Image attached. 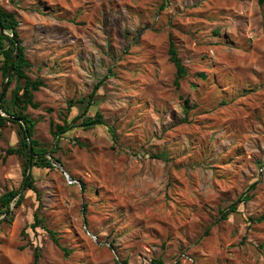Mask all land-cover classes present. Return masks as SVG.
Masks as SVG:
<instances>
[{"label":"rangeland","instance_id":"rangeland-1","mask_svg":"<svg viewBox=\"0 0 264 264\" xmlns=\"http://www.w3.org/2000/svg\"><path fill=\"white\" fill-rule=\"evenodd\" d=\"M0 5L19 21L27 75L44 83L34 92L38 107L26 110L32 138L62 162L47 152L52 167L33 169L40 200L28 190L10 205V222L0 213V264H31L35 246L40 264H264V220L251 219L264 214V4ZM169 37L187 69L178 89ZM99 80L88 113L99 110L115 139L105 125L75 126L55 145L51 123L69 121L81 105L68 111V101L87 97ZM21 83L9 84V102ZM180 94L191 106L186 116ZM18 131L10 122L0 128V194L22 181L23 158L6 153ZM252 182L251 199L220 219ZM35 210L59 246L46 228L29 226Z\"/></svg>","mask_w":264,"mask_h":264},{"label":"trees","instance_id":"trees-1","mask_svg":"<svg viewBox=\"0 0 264 264\" xmlns=\"http://www.w3.org/2000/svg\"><path fill=\"white\" fill-rule=\"evenodd\" d=\"M259 5L264 4V0H257ZM0 25L3 27L6 34L0 32V74L2 78H5L6 72L9 66V62L12 58L13 52L15 50V41L10 36L12 34L17 40L19 47L17 57L13 66L12 73L10 75L9 84L14 80L22 81L21 85L18 86L13 98V102H9L6 99V93L1 101V111L4 113L0 115V128L5 126L7 122L14 123L19 127V139L16 146H10L6 149L7 154H17L23 158L22 163V181L18 188L9 189L0 194V213L5 214L9 209L10 205L13 203L14 207H18L23 198L25 197V192L30 190L33 191L37 196L38 200L39 193L35 188V178L33 175L34 168H50L52 167V163L49 158L45 156L48 152L50 157L58 163H62L61 160L53 155L52 150H47L46 148L39 146V142L37 139L32 138L34 132L35 121L32 120L28 113H26L27 108L30 106L32 108L38 107L37 102L34 101V92L39 90L41 86L44 85L43 81L40 78L31 79L26 71L29 68L30 64L26 58L25 49L22 45L21 38L18 34V25L19 21L16 18L15 14L11 11H7L0 5ZM168 59L173 64L175 68V75L173 78V84L176 89L180 86V81L187 74V69L184 66L182 60L178 56L177 49L175 47V43L171 37H169L168 49H167ZM202 77L204 75L200 74ZM103 80H99L92 88L91 92L87 95V97H81L78 99H71L67 103V110L69 111L74 106H80L81 110L77 112L69 121L67 117L64 118L63 123H51V133L55 140V145L58 140L72 127L82 126V127H90L93 125H105L107 126L108 131L111 133V136L115 139V129L113 126L107 125L104 121L103 115L99 110H96L93 114H89V107L94 102V97L96 95L97 89L102 84ZM179 97L182 99V110L184 112V116L191 109V106L188 103V98L183 97L181 94ZM17 118L22 119L25 124V128L30 136V143L32 145L33 157L31 160V168L28 172V163H29V148H28V140L25 133V129L21 122L17 120ZM78 120H80L78 122ZM69 174V173H68ZM70 175V174H69ZM74 178L72 175H70ZM77 179V178H75ZM78 180V179H77ZM79 181V180H78ZM256 182H252L246 189V191L241 194L237 199L232 201L230 204L226 206V208L220 210V219H226L231 212H236L237 205L241 202L245 203L249 199H251L253 194H249L250 190L255 188ZM79 186L81 187V183L79 182ZM23 188V189H22ZM22 189V191H21ZM12 219V212L10 211L5 215L4 220ZM256 221H263L264 214L260 215L257 218H251ZM29 226L33 229L37 227H44L47 229L48 233L54 244L59 246V241L55 236V232L48 229L44 225V219L39 215L38 211L35 210L33 212V222L29 224ZM24 231H22L23 233ZM209 232V228L205 230L207 234ZM64 254H68L69 250L62 247ZM40 250L38 246H35L32 252V262L31 264H40ZM122 264H126V260H122ZM152 264H163V261L158 259H153Z\"/></svg>","mask_w":264,"mask_h":264},{"label":"water","instance_id":"water-1","mask_svg":"<svg viewBox=\"0 0 264 264\" xmlns=\"http://www.w3.org/2000/svg\"><path fill=\"white\" fill-rule=\"evenodd\" d=\"M0 32H2L3 34H6V32L4 31V29H3V27H2L1 25H0ZM10 36H11V37L14 39V41H15V50H14L13 55H12V58H11V60H10V62H9V66H8V69H7V72H6L5 80H4V82H3L2 89H1V92H0V112H1V101H2V98H3V96L5 95V93H6L7 89H8L10 75H11L12 70H13V66H14V63H15V60H16V57H17L18 47H19V44H18L17 40L15 39V37H14L12 34H10ZM0 115H3V114L0 113ZM17 120H18L19 122L22 123V125H23V127H24V129H25V133H26V136H27V140H28V148H29V156H28V158H29L28 172H29V170H30V168H31V160H32V156H33L32 145H31V143H30V136H29L28 131H27L26 128H25V124H24V122L22 121V119L17 118ZM60 168L62 169V166H60ZM62 170H63V169H62ZM22 189H23V188H22ZM22 189H21V191H22ZM10 211H11V209H10V207H9V209H8L7 212L4 214V216H5L6 214H8Z\"/></svg>","mask_w":264,"mask_h":264},{"label":"built area","instance_id":"built-area-1","mask_svg":"<svg viewBox=\"0 0 264 264\" xmlns=\"http://www.w3.org/2000/svg\"><path fill=\"white\" fill-rule=\"evenodd\" d=\"M64 177L66 178L69 184H77L79 185V181L75 178H72L66 170H63Z\"/></svg>","mask_w":264,"mask_h":264}]
</instances>
